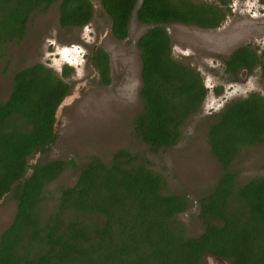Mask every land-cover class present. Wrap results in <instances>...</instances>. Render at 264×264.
<instances>
[{
  "label": "trees",
  "instance_id": "obj_1",
  "mask_svg": "<svg viewBox=\"0 0 264 264\" xmlns=\"http://www.w3.org/2000/svg\"><path fill=\"white\" fill-rule=\"evenodd\" d=\"M100 1L113 37L128 39L138 0ZM55 4L61 28H83L93 20L89 0H0V59L10 42L24 39L30 18ZM225 16L215 1L142 0L136 10L137 21L151 28L136 42L141 110L131 126L151 153L182 141L184 125L201 112L208 94L199 71L173 58L166 27L213 30ZM261 56L240 47L224 62L225 73L237 80L239 68L252 72L261 66L264 78ZM89 62L100 83L110 85L109 55L97 48ZM72 72L64 66L57 76L41 63L17 70L9 96L0 102V203L10 198L16 204L12 223L0 235V264H204L205 255L230 264H264V176L240 183L233 171L244 148L264 144V98L250 93L231 101L206 125L209 153L221 174L191 200L186 193H169L150 162L125 149L108 162L92 156L85 163L29 164L56 141L55 113L70 93L63 78ZM67 170L77 181L58 188L47 213V188ZM193 202L202 231L187 236L178 217Z\"/></svg>",
  "mask_w": 264,
  "mask_h": 264
},
{
  "label": "rangeland",
  "instance_id": "obj_2",
  "mask_svg": "<svg viewBox=\"0 0 264 264\" xmlns=\"http://www.w3.org/2000/svg\"><path fill=\"white\" fill-rule=\"evenodd\" d=\"M89 1L94 11L91 23L83 28H61L58 4H55L46 14L32 16L24 39L7 45L5 57L0 59V102L9 96L12 77L17 70L41 63L61 76L64 66L73 69L67 78H63L70 93L57 117L56 141L46 154L35 155L29 164L37 160L85 163L92 156L108 162L115 152L125 149L147 159L151 169L164 177L169 193H186L193 200L213 186L221 174L209 153L206 125L215 121L217 114L231 101L243 99L250 93L264 98V80L258 70L251 74L240 71L237 80H233L225 73L223 64L240 46L249 44L257 53L264 50L263 0H229L231 16L220 29L202 30L180 23L166 27L173 58L199 71L208 94L201 112L184 125L182 141L176 147L156 154L135 138L131 126L141 110V61L136 42L151 26L140 24L132 16L128 39L117 41L100 0ZM238 15L246 16V19L234 26L232 16L238 18ZM94 45L110 57L111 84L108 86L102 85L95 69L84 63V53ZM216 88L221 89V93L217 94ZM233 171L240 183L264 176V144L244 148ZM76 181L77 175L67 170L47 188L44 204L47 213L52 210L55 201L51 196L58 188L72 186ZM9 199L0 203V235L12 223L16 213V204ZM194 214L195 202L190 211L178 217L187 236H198L202 231ZM202 262L230 264L229 261L213 260L208 255Z\"/></svg>",
  "mask_w": 264,
  "mask_h": 264
},
{
  "label": "flooded vegetation",
  "instance_id": "obj_3",
  "mask_svg": "<svg viewBox=\"0 0 264 264\" xmlns=\"http://www.w3.org/2000/svg\"><path fill=\"white\" fill-rule=\"evenodd\" d=\"M212 1V0H211ZM213 1H215L216 2V4H219L220 5V7L221 8H223V10H224V12L226 13V16H225V19H224V21L221 23V25L219 26V27H217V28H215V29H213V30H216V29H220L221 27H223L224 26V24H225V22L228 20V17H230L231 16V7H230V1L229 0H225V2H226V4H223L222 2H221V0H213ZM212 1V2H213ZM196 2V1H195ZM201 2H206V1H201ZM207 3H211V2H207ZM222 3V4H221ZM262 3H263V5H264V0L262 1ZM233 12V11H232ZM233 14H235V13H233ZM242 17V18H241ZM244 17H246V16H243V15H238V18H235V17H233L232 16V18L234 19V26H237L236 24H240V23H236V22H244L245 21V19L246 18H244ZM91 23V22H90ZM27 30H28V24H27ZM202 30H206V29H202ZM16 40H14V41H12V42H15ZM12 42H10V43H12ZM17 42V41H16ZM84 47V46H83ZM240 47H249V48H251V49H253V50H255L256 51V49H254V48H252L249 44H246V45H243V46H240ZM240 47H238V48H240ZM97 48H100V47H96L95 45L92 47V49L90 50V51H86L85 53H84V63L86 64H89L91 67H92V65L90 64V62H89V59H90V57L92 56V52H94ZM238 48H236V49H238ZM102 49V48H101ZM236 49H234L232 52H231V54L236 50ZM106 52V51H105ZM264 52V50L263 51H261L260 53H257V51H256V53L260 56L262 53ZM107 53V52H106ZM108 54V53H107ZM231 54L229 55V57L226 59V60H224L223 61V64H224V62L225 61H227L229 58H230V56H231ZM262 59V60H261ZM260 60L261 61H263V63H264V58L261 56L260 57ZM109 61H110V57H109ZM224 67H225V64H224ZM93 68V67H92ZM255 70H258L259 72H260V76L262 77V79L264 80V78H263V70H262V67L261 66H257L256 68H254L253 70H252V72H248V70L247 69H245V68H239L238 70H237V78H238V75H239V72L240 71H244L246 74H251V73H253ZM96 71V70H95ZM98 75V74H97ZM227 75H229L230 77H232L230 74H227ZM99 77V76H98ZM233 78V77H232Z\"/></svg>",
  "mask_w": 264,
  "mask_h": 264
},
{
  "label": "water",
  "instance_id": "obj_4",
  "mask_svg": "<svg viewBox=\"0 0 264 264\" xmlns=\"http://www.w3.org/2000/svg\"><path fill=\"white\" fill-rule=\"evenodd\" d=\"M100 2H101V1H100ZM141 4H142V0H138L137 3H136L135 9L133 10L132 16L136 17V10L140 7ZM136 18H137V17H136ZM131 19H132V17H131ZM111 33H112V32H111ZM65 99H66V98H65ZM65 99H64V100H65ZM64 100L61 102V104L59 105V107L57 108L56 113H55L54 131H55L56 123H57V117H58V115H59L60 108H61V106H62L63 103H64ZM28 175H29V173H27L26 176H28ZM208 256H209V258H211V259H213V260H221V259H219V258H216V257L210 256V255H208ZM222 261H225V260H222Z\"/></svg>",
  "mask_w": 264,
  "mask_h": 264
}]
</instances>
